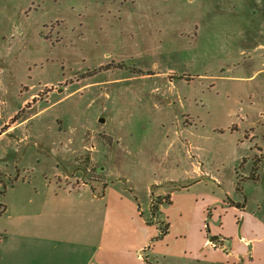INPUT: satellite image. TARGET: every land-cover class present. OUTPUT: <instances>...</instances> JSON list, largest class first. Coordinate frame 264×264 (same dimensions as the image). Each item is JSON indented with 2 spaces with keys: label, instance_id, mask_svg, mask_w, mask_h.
<instances>
[{
  "label": "rangeland",
  "instance_id": "1",
  "mask_svg": "<svg viewBox=\"0 0 264 264\" xmlns=\"http://www.w3.org/2000/svg\"><path fill=\"white\" fill-rule=\"evenodd\" d=\"M87 172L155 264H264V0H0V208Z\"/></svg>",
  "mask_w": 264,
  "mask_h": 264
},
{
  "label": "crops",
  "instance_id": "2",
  "mask_svg": "<svg viewBox=\"0 0 264 264\" xmlns=\"http://www.w3.org/2000/svg\"><path fill=\"white\" fill-rule=\"evenodd\" d=\"M91 164L93 171V158ZM90 177L102 189L15 186L17 198L0 208V264H155L143 251L158 228L152 225L159 209L153 212L151 203L157 189L151 187L145 210L126 182L108 183L103 173Z\"/></svg>",
  "mask_w": 264,
  "mask_h": 264
},
{
  "label": "trees",
  "instance_id": "3",
  "mask_svg": "<svg viewBox=\"0 0 264 264\" xmlns=\"http://www.w3.org/2000/svg\"><path fill=\"white\" fill-rule=\"evenodd\" d=\"M16 116H17V114H15L10 120H11V122H15V120H16ZM10 125L8 124H6L5 126H4V129H6V128H8ZM243 161V160H242ZM256 170H257V165L255 164L254 165V167L252 168V171L253 172H256ZM255 179H257V177H256V175L255 176H253ZM238 185H239V183H238ZM165 198H166V200H167V202L166 203H170L171 202V199H170V195L168 194V195H166V196H164ZM152 209H153V212L155 211V209L152 207ZM168 231V223H166V225H165V229L164 230H162V233L161 234H165L166 232Z\"/></svg>",
  "mask_w": 264,
  "mask_h": 264
},
{
  "label": "water",
  "instance_id": "4",
  "mask_svg": "<svg viewBox=\"0 0 264 264\" xmlns=\"http://www.w3.org/2000/svg\"><path fill=\"white\" fill-rule=\"evenodd\" d=\"M217 239H219V237H212V238H209V242H210V243H214V241H216Z\"/></svg>",
  "mask_w": 264,
  "mask_h": 264
}]
</instances>
